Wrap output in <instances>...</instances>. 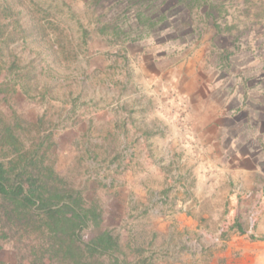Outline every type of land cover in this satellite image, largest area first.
I'll use <instances>...</instances> for the list:
<instances>
[{
    "label": "rangeland",
    "instance_id": "obj_1",
    "mask_svg": "<svg viewBox=\"0 0 264 264\" xmlns=\"http://www.w3.org/2000/svg\"><path fill=\"white\" fill-rule=\"evenodd\" d=\"M118 1L0 0V129L15 131L23 153L47 139L57 173L102 211V227L85 238L112 233L125 264H264V190L237 195L213 162L228 157V142L224 151L202 147L200 136L218 133L198 129L167 81L198 61L189 75L198 97L245 106L264 95V0H201L136 42L102 34L125 8ZM18 21L28 36L7 44ZM212 26L215 45L204 51ZM236 121L221 139L256 138L250 145L264 160L263 132L247 113ZM21 246L3 242L0 260L28 264Z\"/></svg>",
    "mask_w": 264,
    "mask_h": 264
},
{
    "label": "trees",
    "instance_id": "obj_2",
    "mask_svg": "<svg viewBox=\"0 0 264 264\" xmlns=\"http://www.w3.org/2000/svg\"><path fill=\"white\" fill-rule=\"evenodd\" d=\"M96 1L98 5L103 2ZM200 1L119 0L115 5L125 8L102 34L111 31L114 41H141L171 22L174 10L189 9ZM17 25L14 34L5 39L7 44L28 36L19 21ZM3 28L0 23L1 37H5ZM88 36L84 30V45ZM4 70L0 61V74ZM45 142L23 153L15 131L6 125L0 129V152L7 149L0 160V251L3 242L15 240L22 245L19 250L25 252L28 264H125L120 241L112 233L85 238L87 229L102 227V211L57 173L47 156L51 145L43 149ZM0 264L5 263L0 260Z\"/></svg>",
    "mask_w": 264,
    "mask_h": 264
},
{
    "label": "crops",
    "instance_id": "obj_3",
    "mask_svg": "<svg viewBox=\"0 0 264 264\" xmlns=\"http://www.w3.org/2000/svg\"><path fill=\"white\" fill-rule=\"evenodd\" d=\"M209 2L210 1L208 0H203L204 4H208ZM205 15L207 21H211L212 24L215 23L217 15L216 13H214V11L207 10ZM212 27L214 29L213 35L211 36L212 42H209V44L203 43L202 50L204 51L213 49L215 45L214 40L218 32L215 31V26ZM152 62L153 63L148 64H157L155 63V61ZM195 62L196 61H194V63L192 61L189 62V64L187 65V72L183 73L182 71H177L175 74L172 72L170 75L171 80L167 81L169 82L171 87L179 92V95L182 98V102L185 101V103H187L185 108H188V112L196 114V116L198 117L196 124V126H198V129L200 131L201 129H203L204 131L212 130L213 132L218 133V137L214 140H207L205 139V137L200 136L202 137V139L199 140V143L202 144V147L204 148L209 147L212 144L214 147H220L224 151L226 147L225 143L228 142L227 147L230 151L228 157H226V155L223 156L224 152H221L220 156L214 159L213 162L217 170H220V172H224L227 174V179L230 181V183H232L234 191L237 190V195L244 193L246 196H250L253 193L255 194V192H257V190L259 189L264 190V188H260L261 184L264 185V160H261V157L259 155L260 151L253 153L254 146L253 144L250 145V143L254 138L247 139L237 131L236 134L232 136V138L227 137V139H221L222 134L225 133L226 130H229L230 125H227V122L231 121V124H238L239 121H236L237 117L242 113H247L253 120V128L258 133L263 132L262 134H259V146L264 145V95L256 98L252 103L247 102L245 106L240 102L239 105L234 106V101L229 102L228 97L226 96L225 98H223V100L218 99V97L216 96L214 97L209 95H206L205 98L198 97V88L200 86L198 76L192 77V79L189 78L193 73H190V70H192L191 68H196L197 63H200L198 61L197 63ZM231 104L233 105L230 106ZM242 106L243 108L241 109ZM229 109L231 110L230 112ZM226 111L228 113H226ZM230 114H232V116L227 117ZM205 127L208 128L205 130ZM254 140H256V138ZM243 147L245 148V152L243 151ZM224 164H226V168L224 167ZM262 194H264L263 191ZM197 196L201 197L202 195L200 194V192H198ZM235 196L236 195L234 194V200L236 199ZM263 225L264 221L262 222L260 231L264 234Z\"/></svg>",
    "mask_w": 264,
    "mask_h": 264
}]
</instances>
